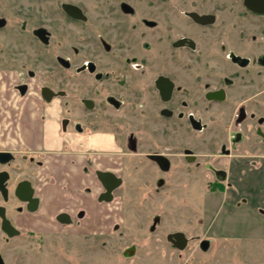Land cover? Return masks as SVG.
<instances>
[{"label": "flooded vegetation", "instance_id": "af4514ba", "mask_svg": "<svg viewBox=\"0 0 264 264\" xmlns=\"http://www.w3.org/2000/svg\"><path fill=\"white\" fill-rule=\"evenodd\" d=\"M256 16L264 14L245 0H0V154L8 158L0 159V207L14 229L9 235L0 216L3 239L24 229L65 233L81 220L65 209L50 215L36 195L37 183L48 184L36 178L43 159L74 150L65 140L46 147L43 127L50 123L61 139L111 131L107 150L95 148L86 167L102 189L98 200L105 188L97 172L120 179L112 199L100 201L114 209L125 172L143 175L138 187L145 197L177 193L171 187L178 184L186 195L193 185L206 192L197 204L264 216V38L253 32ZM27 164L34 172L12 186ZM24 181L39 200L33 212L16 196ZM26 214L31 218L22 221ZM60 214L71 223L60 222ZM152 221L154 231L160 216ZM175 233L185 235L186 248L182 231L167 241L185 250L168 240ZM200 247L209 250V243Z\"/></svg>", "mask_w": 264, "mask_h": 264}, {"label": "rangeland", "instance_id": "374dc122", "mask_svg": "<svg viewBox=\"0 0 264 264\" xmlns=\"http://www.w3.org/2000/svg\"><path fill=\"white\" fill-rule=\"evenodd\" d=\"M253 23L256 37L264 38V16L253 17ZM84 136H102L109 140L111 131L106 127L102 131L86 129ZM21 168L14 173L12 186L35 170L30 164ZM142 176L124 172L127 185L118 191L120 203L115 205L109 223L101 227H89L90 224L76 217L72 226L65 228V233L62 227L57 233L42 236L24 229L23 235L10 240H4L0 233V252L6 264H264V216L261 213L253 211L252 214L244 209L230 214L217 202L197 204L195 198L206 192L193 185L190 190L187 188L186 195H182L185 184H178L171 187H179L177 193L174 188L161 195L155 192L145 197L138 187ZM131 180L134 184L129 187ZM15 215L12 213L13 217ZM156 215L160 216V221L151 231ZM29 217L26 214L21 220ZM199 218L203 219V225L195 223ZM176 231L184 232L189 238L183 251L167 241V235ZM198 235L200 237L195 238ZM202 240L209 243V250L200 247ZM130 248L135 249L133 255L124 256Z\"/></svg>", "mask_w": 264, "mask_h": 264}, {"label": "crops", "instance_id": "0c3cea01", "mask_svg": "<svg viewBox=\"0 0 264 264\" xmlns=\"http://www.w3.org/2000/svg\"><path fill=\"white\" fill-rule=\"evenodd\" d=\"M43 129L48 131L45 141L47 148H59L65 140L64 145L69 144L74 149L71 154L64 153L61 156L59 153L55 154L54 158L43 159L44 167L37 168L36 178L43 179L44 177L48 182V184H36V195L47 212L50 215L62 209L74 214L79 212L81 221L86 225L90 224L89 227L92 228L108 224L115 209L112 205L98 200L102 189L99 184L95 183L90 171H87L86 163L91 158V152L94 151L92 148L107 150L109 140L102 136H76L61 139L57 126L52 123ZM36 130L30 138V142L35 147L41 146V140H39L41 127H37ZM94 159L105 165L110 161L107 156H98ZM52 178L56 180V184L53 183L54 180L52 182ZM86 225L85 228H87Z\"/></svg>", "mask_w": 264, "mask_h": 264}, {"label": "water", "instance_id": "95a60500", "mask_svg": "<svg viewBox=\"0 0 264 264\" xmlns=\"http://www.w3.org/2000/svg\"><path fill=\"white\" fill-rule=\"evenodd\" d=\"M248 7H251L254 12L259 14H264V0H245ZM4 154H0L1 162H6L8 158H3ZM5 173L0 174V190L5 194L4 178ZM99 180L103 183L105 192L99 197V201L109 202L112 199V191L118 187L120 184V179H118L114 174L109 172H97ZM16 196L23 202L27 203L28 210L33 212L38 206V198L34 197V189L31 184L27 181L21 182L16 189ZM4 208L0 207V216L3 218V229L13 235V227L10 222L6 219L3 212ZM58 220L62 223L70 224L71 219L68 214H60ZM168 240L179 249H184L187 239L183 233L170 234ZM180 242V244H178ZM134 253V248H131L127 256H132Z\"/></svg>", "mask_w": 264, "mask_h": 264}]
</instances>
